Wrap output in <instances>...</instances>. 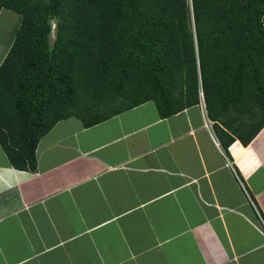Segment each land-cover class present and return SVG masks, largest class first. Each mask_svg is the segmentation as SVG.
Instances as JSON below:
<instances>
[{
  "label": "crops",
  "instance_id": "obj_1",
  "mask_svg": "<svg viewBox=\"0 0 264 264\" xmlns=\"http://www.w3.org/2000/svg\"><path fill=\"white\" fill-rule=\"evenodd\" d=\"M205 116L146 101L88 127L61 119L33 170L0 143V264H264V126L224 149Z\"/></svg>",
  "mask_w": 264,
  "mask_h": 264
},
{
  "label": "trees",
  "instance_id": "obj_2",
  "mask_svg": "<svg viewBox=\"0 0 264 264\" xmlns=\"http://www.w3.org/2000/svg\"><path fill=\"white\" fill-rule=\"evenodd\" d=\"M18 16L0 62V143L33 170L57 121L85 127L152 101L204 102L226 149L264 126V0H0ZM55 20V32L51 37Z\"/></svg>",
  "mask_w": 264,
  "mask_h": 264
},
{
  "label": "rangeland",
  "instance_id": "obj_3",
  "mask_svg": "<svg viewBox=\"0 0 264 264\" xmlns=\"http://www.w3.org/2000/svg\"><path fill=\"white\" fill-rule=\"evenodd\" d=\"M17 20H18L17 14L12 12L11 10H2V12L0 13V34L3 35L5 33V31L9 32L11 30H14ZM53 20L54 19L50 20L51 24H52ZM55 28H56V26L54 23L52 26L51 37H52V35H54Z\"/></svg>",
  "mask_w": 264,
  "mask_h": 264
},
{
  "label": "clouds",
  "instance_id": "obj_4",
  "mask_svg": "<svg viewBox=\"0 0 264 264\" xmlns=\"http://www.w3.org/2000/svg\"><path fill=\"white\" fill-rule=\"evenodd\" d=\"M201 106L203 107V111H204V113H205V115H206V110H205V105H204V102H203V100L201 99ZM208 122H210V124L212 125V120L211 119H209L208 117H207V115L205 116V122L204 123H208ZM213 124H214V122H213ZM213 126V125H212ZM209 127V126H208ZM207 127V128H208ZM211 127V126H210ZM209 127V128H210Z\"/></svg>",
  "mask_w": 264,
  "mask_h": 264
},
{
  "label": "built area",
  "instance_id": "obj_5",
  "mask_svg": "<svg viewBox=\"0 0 264 264\" xmlns=\"http://www.w3.org/2000/svg\"><path fill=\"white\" fill-rule=\"evenodd\" d=\"M205 126H206V127H208V126L210 127V126H211L210 122L205 123ZM209 127H208V128H209ZM213 136H214V134H213ZM216 141H217V140H215V143L218 144V141H217V142H216ZM260 231H262V233L264 234V228H263V230L261 229Z\"/></svg>",
  "mask_w": 264,
  "mask_h": 264
},
{
  "label": "water",
  "instance_id": "obj_6",
  "mask_svg": "<svg viewBox=\"0 0 264 264\" xmlns=\"http://www.w3.org/2000/svg\"><path fill=\"white\" fill-rule=\"evenodd\" d=\"M54 23H55V21L53 20V21H52V26H53Z\"/></svg>",
  "mask_w": 264,
  "mask_h": 264
}]
</instances>
